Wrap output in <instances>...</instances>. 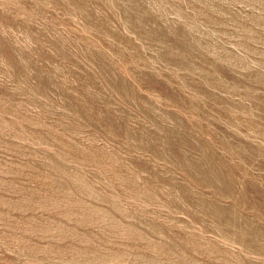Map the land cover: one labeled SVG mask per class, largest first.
<instances>
[{
  "label": "rangeland",
  "instance_id": "obj_1",
  "mask_svg": "<svg viewBox=\"0 0 264 264\" xmlns=\"http://www.w3.org/2000/svg\"><path fill=\"white\" fill-rule=\"evenodd\" d=\"M0 264H264V0H0Z\"/></svg>",
  "mask_w": 264,
  "mask_h": 264
}]
</instances>
